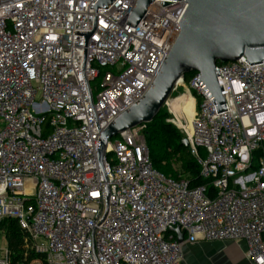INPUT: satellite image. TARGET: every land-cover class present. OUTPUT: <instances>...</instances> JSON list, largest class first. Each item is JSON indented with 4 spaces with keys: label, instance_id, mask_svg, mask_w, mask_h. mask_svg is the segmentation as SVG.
<instances>
[{
    "label": "built area",
    "instance_id": "1",
    "mask_svg": "<svg viewBox=\"0 0 264 264\" xmlns=\"http://www.w3.org/2000/svg\"><path fill=\"white\" fill-rule=\"evenodd\" d=\"M97 2L0 0V232L18 223L44 257L28 264H185V245L240 242L264 264V63L217 66L223 112L199 74L176 88L195 103L184 140L204 185L157 171L142 126L109 140L105 181L100 134L151 88L187 3L156 2L133 28L135 0Z\"/></svg>",
    "mask_w": 264,
    "mask_h": 264
},
{
    "label": "water",
    "instance_id": "2",
    "mask_svg": "<svg viewBox=\"0 0 264 264\" xmlns=\"http://www.w3.org/2000/svg\"><path fill=\"white\" fill-rule=\"evenodd\" d=\"M117 0H98L90 9H108ZM127 25L136 28L156 2L163 7L187 3L179 21L180 34L161 65L151 88L132 107L118 116L100 134L97 153L102 176L107 181L104 162L109 140L133 129L153 123L175 93L179 83L191 74L213 103L217 113L226 111L217 76L218 65L241 59L250 65L264 63V0H135ZM182 144L188 148V142ZM110 189L106 187L109 208ZM180 245L185 234L172 229Z\"/></svg>",
    "mask_w": 264,
    "mask_h": 264
},
{
    "label": "trees",
    "instance_id": "3",
    "mask_svg": "<svg viewBox=\"0 0 264 264\" xmlns=\"http://www.w3.org/2000/svg\"><path fill=\"white\" fill-rule=\"evenodd\" d=\"M193 74L184 78L188 83ZM160 116V115H159ZM157 119L148 125L150 138L147 141L150 156L154 168L164 174L172 172L173 162L180 156L182 163V172L175 171V177L188 179L192 182L194 187L202 186L205 182L200 178V168L196 164L194 158L191 156L190 151L182 142L183 138L171 128L162 119ZM173 160V161H172ZM177 161V160H176ZM215 191L211 188L209 197H213ZM1 229L6 231V240L8 244L9 254L12 257V264H28L37 258L44 259L43 256H37L27 250L29 246V239L25 232H23L16 221L6 222Z\"/></svg>",
    "mask_w": 264,
    "mask_h": 264
},
{
    "label": "rangeland",
    "instance_id": "4",
    "mask_svg": "<svg viewBox=\"0 0 264 264\" xmlns=\"http://www.w3.org/2000/svg\"><path fill=\"white\" fill-rule=\"evenodd\" d=\"M100 81H97L96 83H93L92 86L95 88V90H98V84ZM186 88H178L176 90L175 93H173V95L171 96L168 104L169 106H165V108L162 110V112L160 113L159 119H162L164 122H166V124H168L169 126H171V128L173 130H175L180 137H182L183 139H185L186 137V132H188L189 127H190V123L188 121V119L185 117V115H183L181 112H177L176 109L174 108V103L178 100L179 97H181L182 95H187L188 93L185 94ZM199 103V102H198ZM150 125V124H149ZM139 129V128H138ZM139 131L144 135L146 141L149 140L150 138V131L148 125H144L142 126ZM117 140H119V137H116L114 139L111 140L112 143H115ZM200 155L202 158H206V152L201 149L200 150ZM180 156L178 158H176L173 162V167H172V172L170 174H164L162 173L160 170L159 172L164 174L166 177L168 178H175V171L178 170V172H182V163L180 162ZM108 160L110 162H112L113 157H109ZM177 160V161H176ZM254 165L255 167L258 165V157L255 155L254 156ZM173 161V160H172ZM155 169L157 170V168L155 167ZM8 247L7 244V240H6V233L5 232H0V250H4ZM224 249L223 247H221L220 250ZM218 250H216L214 253H212V260L208 259H204L203 255H206V253L204 254V251L202 250V248H196L194 251L193 249H190L189 251H187V264H227L228 262L225 260V255H218L219 252H217Z\"/></svg>",
    "mask_w": 264,
    "mask_h": 264
},
{
    "label": "crops",
    "instance_id": "5",
    "mask_svg": "<svg viewBox=\"0 0 264 264\" xmlns=\"http://www.w3.org/2000/svg\"><path fill=\"white\" fill-rule=\"evenodd\" d=\"M221 247L224 249L220 250ZM196 248H202L204 251L203 255L204 259L212 260V253L216 250L219 252L218 255H225V260L228 262L227 264H251L250 260L246 256L247 246L245 243H200L195 245H185L184 247V257L185 264H187V251Z\"/></svg>",
    "mask_w": 264,
    "mask_h": 264
},
{
    "label": "bare ground",
    "instance_id": "6",
    "mask_svg": "<svg viewBox=\"0 0 264 264\" xmlns=\"http://www.w3.org/2000/svg\"><path fill=\"white\" fill-rule=\"evenodd\" d=\"M173 105H174L173 109H176L177 112H181L183 115H185L189 123H191L195 113V103L193 98L188 94L182 95Z\"/></svg>",
    "mask_w": 264,
    "mask_h": 264
}]
</instances>
